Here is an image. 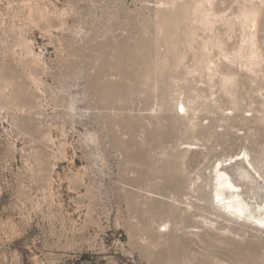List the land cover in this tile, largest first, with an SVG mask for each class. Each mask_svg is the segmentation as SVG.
Returning <instances> with one entry per match:
<instances>
[{
    "label": "rangeland",
    "instance_id": "rangeland-1",
    "mask_svg": "<svg viewBox=\"0 0 264 264\" xmlns=\"http://www.w3.org/2000/svg\"><path fill=\"white\" fill-rule=\"evenodd\" d=\"M217 173L264 208V0H0V264H264Z\"/></svg>",
    "mask_w": 264,
    "mask_h": 264
},
{
    "label": "bare ground",
    "instance_id": "bare-ground-1",
    "mask_svg": "<svg viewBox=\"0 0 264 264\" xmlns=\"http://www.w3.org/2000/svg\"><path fill=\"white\" fill-rule=\"evenodd\" d=\"M182 111L183 107L180 105L178 107V112L181 113ZM233 189L234 186L229 178L225 174L217 173L214 180L212 200L220 203L225 210L230 211L234 215H245L253 219V221H256L259 225H264V208H262V206H253L255 208H249L245 202L232 192ZM223 190L228 191V193L222 195L221 191Z\"/></svg>",
    "mask_w": 264,
    "mask_h": 264
},
{
    "label": "water",
    "instance_id": "water-1",
    "mask_svg": "<svg viewBox=\"0 0 264 264\" xmlns=\"http://www.w3.org/2000/svg\"><path fill=\"white\" fill-rule=\"evenodd\" d=\"M224 192H225V190H223V191H221V194L222 195H224ZM224 209V208H223ZM225 210V209H224ZM237 217H239L238 215H236ZM245 218H248V217H246L245 215H243Z\"/></svg>",
    "mask_w": 264,
    "mask_h": 264
}]
</instances>
